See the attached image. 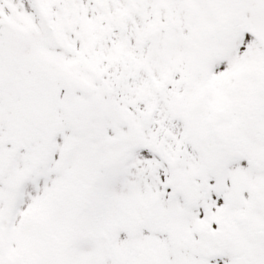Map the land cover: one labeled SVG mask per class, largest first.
Instances as JSON below:
<instances>
[{
    "label": "snow or ice",
    "instance_id": "1",
    "mask_svg": "<svg viewBox=\"0 0 264 264\" xmlns=\"http://www.w3.org/2000/svg\"><path fill=\"white\" fill-rule=\"evenodd\" d=\"M0 264H264V0H0Z\"/></svg>",
    "mask_w": 264,
    "mask_h": 264
}]
</instances>
